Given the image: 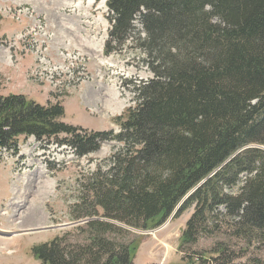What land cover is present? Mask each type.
Masks as SVG:
<instances>
[{
	"label": "trees",
	"instance_id": "16d2710c",
	"mask_svg": "<svg viewBox=\"0 0 264 264\" xmlns=\"http://www.w3.org/2000/svg\"><path fill=\"white\" fill-rule=\"evenodd\" d=\"M105 5L104 53H119L130 38L152 75L132 85L135 107L114 119L117 132L63 123L60 102L0 98V151L17 155L21 137L66 146L77 158L109 139L120 145L89 184L76 219L94 220L76 230L80 241L56 237L32 257L133 264L131 232L192 209L179 238L184 264H264L256 256L264 250V0Z\"/></svg>",
	"mask_w": 264,
	"mask_h": 264
},
{
	"label": "rangeland",
	"instance_id": "374dc122",
	"mask_svg": "<svg viewBox=\"0 0 264 264\" xmlns=\"http://www.w3.org/2000/svg\"><path fill=\"white\" fill-rule=\"evenodd\" d=\"M105 2L106 0H0V15L7 14L8 9L22 10L24 14H21L19 20L11 21L12 24L23 27L34 25L38 16L46 18L50 23V31L45 36L55 31L59 43L63 42L72 48L80 49L88 59L89 73L94 75L99 71L102 83L117 91L121 102L120 115H125L126 111L135 107L132 85L145 82L151 78V74L141 60L142 53L138 52V48L130 38L119 53L114 52L110 55L104 53V44L110 27ZM65 25L73 28L72 33L69 31L61 33ZM12 27H8V30H12ZM135 27L141 30L138 22L135 23ZM16 34L3 36L0 39V47L9 50L11 56H14V52L20 51H23L22 57L37 55L30 46L25 52L23 44L18 42L12 44ZM37 39L35 45H40L45 37L39 36ZM55 46L59 47L54 41V48ZM48 50L49 48L46 53ZM18 58L20 56L14 57V59ZM33 69L31 67L27 70L31 87L38 90L40 95L47 93L58 100L50 93V89L31 79L30 74ZM45 87L48 90H44ZM0 90V98L8 96L2 95L4 92L1 84ZM36 103L46 105L44 100ZM69 113L67 119L70 121V115L74 114V111ZM82 116L81 122H87L85 125L92 127L93 132L110 129L109 123L101 120L98 113L84 111ZM64 119L63 116L61 121L66 123ZM18 141L17 155L0 151V165L13 168L12 173L17 178L13 183L15 187H19L17 195L20 197L14 196L16 199L10 205L5 204L6 209L3 208L1 212L4 211L5 214L7 211L6 215L0 213V228L11 232L10 237L0 236V264H40L32 257L31 249L34 246L48 243L64 235L68 236V243L80 241L81 237L78 238L80 235L76 230L94 220L93 218L76 219L84 213L83 208L86 209L83 205L84 200L87 197L91 198L88 193L89 184L96 171L107 169L110 154L120 145L109 139L97 152L88 157L77 158L66 146L58 148L51 142L40 144L33 138L26 140L19 138ZM12 186L11 178L6 171L1 170L0 210L9 200ZM78 207L83 209L82 212L76 210ZM98 213L101 214L100 210ZM191 213L192 209H189L175 218L172 216L161 226L146 232H131L132 238L137 239L133 264H184L178 252V245L181 232ZM97 219L104 221L101 217ZM256 256L264 259V250Z\"/></svg>",
	"mask_w": 264,
	"mask_h": 264
},
{
	"label": "crops",
	"instance_id": "0c3cea01",
	"mask_svg": "<svg viewBox=\"0 0 264 264\" xmlns=\"http://www.w3.org/2000/svg\"><path fill=\"white\" fill-rule=\"evenodd\" d=\"M0 16H1L0 39L3 36L8 37L11 34L13 35L18 30L22 29L23 26H16L12 24L13 22L11 21L10 17L7 14L2 13V15ZM47 24L49 25L50 23L47 21ZM11 26H13L12 30L11 29L8 30V27ZM62 30L64 31L61 33H65L66 31L72 33V31L70 30V28H68L67 25L62 27ZM57 42H58V37H57ZM58 46L61 48L66 45L63 42L62 43L58 42ZM33 63H34V59L30 55H26L23 57L20 56V58L12 60L9 58V52L3 47H0V84H1V89L4 92V94L2 95H9L10 93L15 95L16 94L23 95L26 98L33 100L34 102L39 100H44L45 103L47 102L55 103L56 101H59L62 104L65 112L64 122L87 130H91L92 127L86 126L85 123L87 122H81L83 121L82 113L84 111L88 113L90 111L98 113L100 119L109 123L110 127H111V119L120 115L121 102L119 96L116 94L113 88L106 86L103 83H100L95 80L79 86L77 89H75L68 95L64 96L60 100L54 99L52 96L48 95L47 93H44L45 89L48 90L46 87L43 90L44 95H40V92L38 90H35L31 87L30 81L28 80L27 77V72H28L27 70L28 68H31L33 66ZM21 89L24 90L21 92L20 91ZM28 89L29 91H27ZM5 91H7L8 93H5ZM35 92H38V94H35ZM70 101L72 103H69ZM69 111H74V114L70 115L71 117L70 121L67 119L68 114H70ZM1 170L6 171L8 177L11 178V182L13 186L11 188V194L8 197L9 200L8 202L4 203L0 212L3 210V208L6 209L5 204L8 203V205H10V203L16 199L15 197H19L17 195L19 193V187H15L13 183V180L17 179L16 176H14V174L12 173L14 172L13 168L10 166L3 167V165H0V171ZM0 231L4 233H11L10 231H7L6 229L3 228H0ZM15 234H17V232H15Z\"/></svg>",
	"mask_w": 264,
	"mask_h": 264
},
{
	"label": "built area",
	"instance_id": "2783aa9c",
	"mask_svg": "<svg viewBox=\"0 0 264 264\" xmlns=\"http://www.w3.org/2000/svg\"><path fill=\"white\" fill-rule=\"evenodd\" d=\"M35 24L31 25V29L26 35H20L19 39H28L31 50L36 51V65L30 76L36 82L47 84L56 91L67 90L74 87L76 84L84 82L88 79L85 69V60H77V54L74 53H59V57H69L70 67L64 69H54L53 64H47L49 53H44V46L35 45L38 41L37 37H43V26L41 22L35 19ZM51 43V37H50ZM54 78H61V85H54Z\"/></svg>",
	"mask_w": 264,
	"mask_h": 264
},
{
	"label": "bare ground",
	"instance_id": "6f19581e",
	"mask_svg": "<svg viewBox=\"0 0 264 264\" xmlns=\"http://www.w3.org/2000/svg\"><path fill=\"white\" fill-rule=\"evenodd\" d=\"M46 33L47 32L43 28V36L45 37L44 41L42 42V44L45 45L44 46V53H46V50L49 48V44H50V36L49 35L45 36ZM71 53H73V52H71ZM74 54H77V60H84L82 55H80L79 53H74ZM59 58H60V62L58 63V62L53 61L50 57H47V64H53L54 69H64L66 67H70L69 57H59ZM54 85H61V78H54ZM0 235L9 236V235H11V233H4V232L0 231Z\"/></svg>",
	"mask_w": 264,
	"mask_h": 264
}]
</instances>
